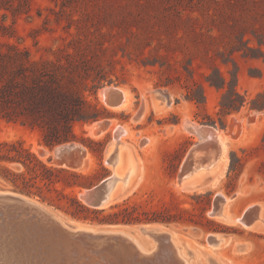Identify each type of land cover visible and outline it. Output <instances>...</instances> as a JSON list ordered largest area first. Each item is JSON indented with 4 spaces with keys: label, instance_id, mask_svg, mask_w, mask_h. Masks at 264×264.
Here are the masks:
<instances>
[{
    "label": "rangeland",
    "instance_id": "rangeland-1",
    "mask_svg": "<svg viewBox=\"0 0 264 264\" xmlns=\"http://www.w3.org/2000/svg\"><path fill=\"white\" fill-rule=\"evenodd\" d=\"M31 2L29 13L14 15L0 9V40L29 50L38 61L56 62L61 75L58 102L70 111L74 107L71 97H79L80 115L88 120L73 121L76 140L50 147L39 128L0 118V141L22 140L47 165L79 175L59 172L58 177L82 184L71 188L62 181L29 179L32 173L21 163L3 160L0 190L35 199L64 226V221L72 220L80 226L125 223L104 220L114 213L121 217L124 207L142 218L164 219L129 224L137 231L143 223H149V228L172 229L177 233L172 234V242L185 264H264L262 224L249 228L211 215L219 191L236 195L226 204L234 216L254 204H263L264 213V0ZM220 74L227 80L224 89L208 80L219 82ZM109 85L129 91L128 108L107 106L101 90ZM234 86L244 105L227 113L221 104L223 93ZM62 92L68 94L67 101H61ZM203 92L204 102L191 99ZM186 121L225 132L228 145L222 161L195 175L205 173L200 182H209L226 162L216 187L198 190L193 188L197 181L188 188L180 185L181 163L200 141L185 127ZM108 122L111 125L105 128ZM118 126L128 133L121 137L120 164L113 169L106 159L115 147ZM64 147L68 149L62 151ZM132 164L143 165L145 170L138 189L125 186V195L104 209L90 207L81 198L83 191L114 171L124 176ZM118 183L117 187L123 184L122 180ZM73 198L89 211L81 210ZM14 219L0 208V236L14 234ZM214 233L224 235L226 241L211 246L207 238ZM130 238L144 253L153 241L143 234Z\"/></svg>",
    "mask_w": 264,
    "mask_h": 264
},
{
    "label": "water",
    "instance_id": "water-1",
    "mask_svg": "<svg viewBox=\"0 0 264 264\" xmlns=\"http://www.w3.org/2000/svg\"><path fill=\"white\" fill-rule=\"evenodd\" d=\"M107 100L111 105L119 104L124 94L116 85H109ZM106 126V123H105ZM68 147L62 148V151ZM221 153V147L213 141L195 143L183 159L178 173L179 182L184 181L200 166H207L215 161ZM113 156H107L106 162L112 163ZM112 175L86 189L82 193L84 202L90 207L104 209L112 198L110 182ZM0 208L15 218V232L7 235L12 241L20 236L19 247L24 242H32L31 251L40 250L42 241H46V250L54 249V254L64 263L65 258L70 264H183L172 242V229H159V227H141L139 231L124 228L129 223L91 224L80 226L79 221H64L65 226L55 221V215L47 210V213L39 214L35 206L27 204L22 193L0 190ZM231 195L230 197H234ZM30 198V197H29ZM32 199V198H31ZM35 200V199H34ZM38 202V201H37ZM227 197L218 194L213 203L211 215L224 217ZM261 206L251 205L241 215V221L250 225L260 218ZM144 225L149 223H143ZM20 235H19V234ZM133 234L149 235L153 238L148 246L149 251L142 253L133 240L129 239ZM220 233L210 234L208 243L219 241ZM130 236V237H128ZM225 239L226 237L222 235ZM39 243V245H37ZM153 243H155L153 245ZM52 264H55L52 262Z\"/></svg>",
    "mask_w": 264,
    "mask_h": 264
},
{
    "label": "trees",
    "instance_id": "trees-1",
    "mask_svg": "<svg viewBox=\"0 0 264 264\" xmlns=\"http://www.w3.org/2000/svg\"><path fill=\"white\" fill-rule=\"evenodd\" d=\"M0 9L12 12L14 15L29 13L32 9L31 0H1ZM4 17H7L5 12ZM60 67L56 62L44 59L38 61L31 56L29 50L22 49L17 44L8 40H0V118L7 122H18L30 128H39L42 132L43 141L46 145L53 147L76 140V135L72 129L75 120H88L80 115L82 110L79 97L73 95L71 101L74 107L68 111L62 108L59 100V88L61 87V75L56 70ZM237 76V75H236ZM64 76L62 75V78ZM71 77V76H68ZM211 85L219 89H224L226 77L220 74V81L215 82L208 79ZM61 101H67V95L62 92ZM200 102H204L206 94L203 92L200 97H191ZM229 100V101H227ZM230 102V103H226ZM64 102H62L63 104ZM226 106L227 113L238 110L244 105L243 96L234 86L228 92L223 93L222 102ZM9 160L21 163L28 173H32L29 179L39 178L47 183L62 181L65 186L74 187L77 182H70L57 173L69 172L66 168H56L47 165L40 160L30 148L24 145L22 140L0 141V161ZM9 174L12 171L5 167ZM21 175L27 179L22 171ZM15 181L14 179H12ZM28 181V180H27ZM81 210L89 211V207L73 198ZM124 215L120 213L111 214L105 221H123L125 223H135L142 221H164L158 217L142 218L139 214L129 211V207H124Z\"/></svg>",
    "mask_w": 264,
    "mask_h": 264
},
{
    "label": "bare ground",
    "instance_id": "bare-ground-1",
    "mask_svg": "<svg viewBox=\"0 0 264 264\" xmlns=\"http://www.w3.org/2000/svg\"><path fill=\"white\" fill-rule=\"evenodd\" d=\"M109 89H110L109 86H106V87L102 88V90H101V96H102L104 102L107 104V106H109L110 108H112L114 110H122V109L128 108L131 105L130 93L127 89H125L123 87L122 88L119 87V89L122 90V92L124 94L123 100L117 105H111L107 100V90H109ZM236 120H238V119H236ZM239 122H238V124H239ZM95 125H96V123H95ZM95 125H93V126H95ZM110 125L111 124L109 122L106 123L105 128L110 127ZM185 127L189 131H191L192 133H196L200 137V142H205V141L216 142L221 147V153H220L219 157L215 161H213L211 164H209L207 166L198 167L191 174V176L188 177L187 179H185L184 181H182L180 183V185H183L185 188H188L189 184H193L194 182L197 181V182H199V184L197 186H194L193 188H196L198 190L200 188H203L201 190H204L207 186L208 187H216L219 183L220 177L223 176V171L226 169V165H225L226 162H223V165L220 166V168H221L220 170H222V172L219 175H216L211 180H209V182H200L201 181L200 179L204 176L205 173L201 176H195V175L197 172H199L201 170H205L206 168L211 170L213 167H215L218 163H220L222 161V158H224L223 156H224L225 149L228 145L225 132L216 128L215 126L210 125V124H198L195 122L193 123V122H187L186 121ZM126 133H128V130L126 128L124 129L121 126L116 127L115 135H114L115 147L109 153V155L113 156L112 163H110L111 166L113 167V169H115L116 166L118 168V166L120 164L121 156H120V151H119L118 145L121 144L122 135H124ZM223 161H225V160H223ZM144 171L145 170H144L143 165H141V167H140V166L135 165V164H134V166H133V164L129 165L127 172L122 177L119 176L114 171V173L112 175L113 179L110 182L112 198L106 206H109L110 204H112L113 201L118 200L125 195V193H126L125 186L131 185L132 190L138 189L140 186H142V184L144 183V179L146 177L144 174ZM205 171L208 172L207 170H205ZM119 180H122L123 184L121 186L117 187V185L119 184L118 183ZM0 193H2V191H0ZM83 193H81V195H80L81 198H82ZM219 193L224 194L221 191H219L218 194ZM224 195L227 197V202L236 196L235 195L234 197H229L226 194H224ZM25 200H26L27 204L30 205L31 207L35 206L37 208V212L39 214L47 213V210L39 202L32 200L29 197H25ZM259 205L261 206V209H262L261 214H260V218L250 225L244 224L241 221V216H234V214L228 213L227 208H225V216L223 218L219 217V216H214V215H212V216L215 217L216 219L220 220V221H223V222H226L229 224L235 223V222H241L245 226H248L249 228L253 227L256 224H262V228L264 229L263 204H259ZM55 221H58L57 218H55ZM3 222H4V220H3ZM146 225H148V224H146ZM146 225H140L139 228H141L143 226L146 227ZM217 236L219 237V241L216 243H210L211 246H220L226 241V239L222 235L217 234ZM129 239H131V238H129ZM18 241L19 242L21 241L20 236H18L17 239L14 241H12L10 238H7L4 235L0 236V264H52V262L55 264H70L69 260L67 258H65L64 263H61L60 259L57 258V256H55L54 249H49V251H47L46 250V243L47 242L45 240L42 241L41 249L40 250L35 249L34 251H31L32 246H34V245H32V242H26V243L24 242L23 247H19ZM39 244H41V243L38 242L37 245H39ZM136 245H137L138 249L142 253H144L142 251L143 247L141 245H139V243H137ZM177 254H178V251H177ZM178 256H179V254H178ZM180 259H181L182 263L185 264V261L182 259V257H180Z\"/></svg>",
    "mask_w": 264,
    "mask_h": 264
},
{
    "label": "crops",
    "instance_id": "crops-1",
    "mask_svg": "<svg viewBox=\"0 0 264 264\" xmlns=\"http://www.w3.org/2000/svg\"><path fill=\"white\" fill-rule=\"evenodd\" d=\"M130 226H132V225H128V227L127 228H129V229H133L132 227H130ZM154 227H159L160 228V226L159 225H154Z\"/></svg>",
    "mask_w": 264,
    "mask_h": 264
}]
</instances>
